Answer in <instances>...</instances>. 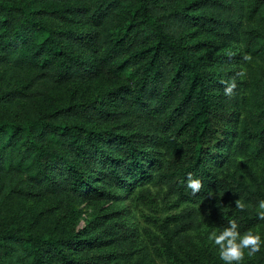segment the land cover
<instances>
[{
	"label": "trees",
	"instance_id": "1",
	"mask_svg": "<svg viewBox=\"0 0 264 264\" xmlns=\"http://www.w3.org/2000/svg\"><path fill=\"white\" fill-rule=\"evenodd\" d=\"M76 19L84 31L65 27ZM207 38L237 50L213 54ZM64 88V101L44 104ZM153 183L189 208L173 232L155 221L148 251L130 229L79 230L23 204L141 201ZM261 199L264 0H0V264H208L172 239L200 219L218 232L264 225ZM108 241L119 250L103 252ZM253 256L264 264V247Z\"/></svg>",
	"mask_w": 264,
	"mask_h": 264
},
{
	"label": "rangeland",
	"instance_id": "2",
	"mask_svg": "<svg viewBox=\"0 0 264 264\" xmlns=\"http://www.w3.org/2000/svg\"><path fill=\"white\" fill-rule=\"evenodd\" d=\"M65 27L85 30V27L82 25V20L77 19L73 25L66 24ZM206 40L211 41L213 47L208 50L213 54L227 56L234 50H237L234 49L236 47L227 46L217 40L215 41L210 38ZM215 70L218 72H227L235 69H233V66L223 64L216 65ZM236 70L240 74V81L247 79L244 71L245 67L238 65ZM104 85L100 82L97 83V86L101 89ZM70 90V93L77 92V95L94 93V89L86 86L83 88L73 86ZM67 94V88L55 91L49 95L48 99H46L47 102L44 104L55 105L57 102H62L66 99L65 96ZM253 165L257 171H262L263 164L261 162H254ZM144 190L147 198L141 201L131 200L127 195H120L114 200L96 201L92 204L75 198L70 203L69 208H67L59 199L40 194L34 199L23 200V204L25 207H29L37 213L43 212L50 217H60L64 221L69 218L74 219L79 230L85 229L95 220L101 222L103 224L102 230H106L108 233H116V231L122 232L125 229H130L135 234L133 240L137 250L148 251L150 250V236L159 235V231L155 227V221L168 224V230L173 232L176 226L170 219L184 212V210L189 208V205L179 200L173 194L169 193L167 188L161 187L159 184L153 183L146 186ZM115 192L117 194V190ZM254 230H260L264 234V225L256 227ZM213 231H217V229L211 222L200 219L196 227L175 236L172 239L173 245L182 256L184 252H190L208 264H225L219 257L218 246L208 240L209 234ZM105 236H102L104 237L102 240H111L109 239L111 237ZM101 250L106 253H111L119 249L113 241H108L102 246ZM242 264H256L254 256L249 257L246 254Z\"/></svg>",
	"mask_w": 264,
	"mask_h": 264
},
{
	"label": "clouds",
	"instance_id": "3",
	"mask_svg": "<svg viewBox=\"0 0 264 264\" xmlns=\"http://www.w3.org/2000/svg\"><path fill=\"white\" fill-rule=\"evenodd\" d=\"M234 87V82L229 83L225 88V94L230 95ZM187 183L194 193L202 187L201 180L192 178L191 173ZM236 204L241 209L246 206L241 200H237ZM257 207L260 217L264 218V199L259 201ZM208 240L218 246L219 257L225 264H242L246 254L251 257L264 247V234L260 230L248 229L241 233L235 220H230L228 226L219 232H211Z\"/></svg>",
	"mask_w": 264,
	"mask_h": 264
}]
</instances>
